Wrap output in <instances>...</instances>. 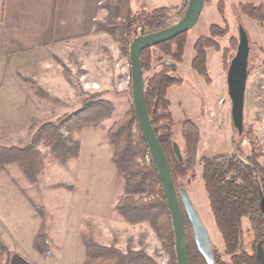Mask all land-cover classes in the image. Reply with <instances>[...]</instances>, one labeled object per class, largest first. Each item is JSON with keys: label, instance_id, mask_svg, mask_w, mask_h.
<instances>
[{"label": "rangeland", "instance_id": "1", "mask_svg": "<svg viewBox=\"0 0 264 264\" xmlns=\"http://www.w3.org/2000/svg\"><path fill=\"white\" fill-rule=\"evenodd\" d=\"M232 1L233 5L230 7L233 6L234 12V6L237 5L235 0ZM241 3H254L253 5L260 6L264 5V0H242ZM163 4L162 0H132V7L136 13L151 12L155 5ZM187 8L188 4L185 2L183 7L177 9L180 14L185 15ZM171 14L175 15L176 11H171ZM241 16L239 21L235 16L237 24L234 27H231L227 21L229 33L216 39L220 49L210 48L222 55L224 76L222 86L216 82L219 79L218 70L215 71V62H212L213 72H209L211 84H206L201 78L204 80L202 84L210 88L208 93L201 91L204 88L199 87L193 76L195 71L191 67L189 68L192 72L190 76L185 70L181 78L177 76L180 66H190L188 47H185V55L178 71L171 74L175 78L184 80L182 86L171 87L170 101L168 100L171 102L170 106L172 105L170 111L175 116V118L172 116L175 124L173 140L181 156L184 155L181 125L190 120L202 130L206 148V150L203 148L204 155L210 156L209 153L222 155L232 150L245 159L254 149L247 135L251 133L256 142L255 146L261 154L260 161L264 166V140L260 131V88L264 79V25L251 21L245 15H243L245 21H242ZM173 21L175 25L181 19L175 18ZM239 25L245 28L250 41L246 95L248 111L246 118L243 116L242 130L238 129L232 121L231 100L226 82L227 71L224 70L223 64L224 51L230 49L231 39H239ZM219 26L225 28L224 23ZM210 28L208 34L203 36H210ZM145 33L142 28L134 32L136 38L145 36ZM222 40L226 46L220 44ZM151 53V67L144 74L146 81L163 70L164 62L173 61L171 57L156 48H152ZM18 76L28 90L25 122L11 121L18 110H14L15 112L12 110L10 103L12 96L6 93L0 94L1 146L22 147L28 144L41 125L56 122L66 115L76 113L88 95L100 94L102 99L114 105L115 112L110 119L97 128L87 127L73 131L74 140L81 146L80 153L77 158L71 159L64 165L58 162L49 149L40 146L45 156V169L35 184H31L15 165L0 168V227L8 226L12 229L11 227L15 225L30 226L29 215L27 216L30 213V207L21 205L24 202L29 203L22 195L24 190H21L22 193L19 190L16 191L15 186L18 184L22 189H26L33 201L34 209L43 211L44 219L41 218V220L46 222V215V219L49 218L52 222L51 225L56 227V232L52 229L55 232L53 233L55 242L63 238L66 231L70 230V226H76V239L78 238L83 244V258L85 257L84 242L90 241L101 246L116 247L124 254L129 249L133 251L144 249L158 264H170L169 255L162 248L148 223L127 224L115 211V205L124 195V178L117 176L111 162L113 147L109 142L107 130L115 121L123 117L133 104L130 58L122 54L119 45L110 36L96 32V35L92 37L73 42L71 47L61 46V48L36 53L33 55L31 68L23 70ZM211 88H214L213 91ZM6 123L9 126L5 125ZM207 141L210 144L207 145ZM234 141L241 143V152H237ZM179 184L187 191L209 234L212 245L224 250L222 237L216 228L209 207L201 170H197L194 175L188 174L181 178ZM35 213L38 215L37 211ZM15 215L19 218L18 223L11 221V217ZM44 225L46 228L47 224L44 223ZM243 227L244 249L251 253L254 234L249 221L245 220ZM8 231H10V235L6 236L8 241L16 242L19 247L25 245L28 237L26 234ZM79 232L80 236L77 237ZM47 243L49 246L48 239ZM226 259L229 260L228 257Z\"/></svg>", "mask_w": 264, "mask_h": 264}, {"label": "trees", "instance_id": "2", "mask_svg": "<svg viewBox=\"0 0 264 264\" xmlns=\"http://www.w3.org/2000/svg\"><path fill=\"white\" fill-rule=\"evenodd\" d=\"M185 2L188 4V0ZM99 9L104 11L106 16L104 20L95 22V32L110 36L119 45L122 54L128 58H130L131 45L136 38L134 34L136 29H144L146 35L155 34L171 28L174 26L175 18L182 20L186 15V13L180 14L177 8H159L151 12L136 13L132 7V0H103ZM217 10L225 28L212 25L210 36H202L196 41L195 57L192 62V69L208 85L211 84V77L206 51L210 48L219 50L216 39L229 33L223 1L218 3ZM171 11H176V14L172 15ZM234 12L238 21L241 15H245L251 21L264 25V5L240 4L234 6ZM186 40L187 33L155 47L173 61L164 62L160 73L147 81L144 79V100L153 130L167 158L171 179L180 200L187 239L188 264H209L196 246L192 226L180 198L182 188L179 181L188 174L194 175L200 167H202V181L209 207L224 244L222 253L212 245L210 264H257L255 258L257 245L264 250V216L261 206L264 199V166L260 162L261 154L255 146L256 142L251 133L247 135L254 149L245 159L237 154L200 158L201 130L194 122L187 120L181 125L184 151L181 161L174 150L175 124L167 93L171 87L183 85V80L171 74L178 71L183 61ZM238 44L239 39L232 38L230 49L224 51L225 71H228L236 55ZM151 56V48L144 50L140 55L143 74L151 67ZM114 112V105L102 99L100 94L88 95L76 113L66 115L56 122L41 125L28 144L22 147L0 145V168L15 165L31 184H35L45 169V156L40 146L49 149L58 162L64 165L71 159L77 158L80 153L81 146L74 140L73 131L87 127L97 128L110 119ZM107 136L113 147L111 162L117 176L124 178V195L115 205L116 213L130 225L148 223L162 248L169 255L170 264H177L171 213L133 104L127 113L107 130ZM234 144L237 152H241V143L234 141ZM36 211L44 219L43 211L41 209ZM244 220L249 221L254 234L251 253L244 249ZM47 239V227L45 228L43 222L34 238L33 246L44 255H50ZM84 246V264H158L144 249L139 251L129 249L124 254L116 247L101 246L90 241H85ZM9 255V249L0 237V258ZM0 264L8 263L6 260Z\"/></svg>", "mask_w": 264, "mask_h": 264}, {"label": "crops", "instance_id": "3", "mask_svg": "<svg viewBox=\"0 0 264 264\" xmlns=\"http://www.w3.org/2000/svg\"><path fill=\"white\" fill-rule=\"evenodd\" d=\"M206 1L198 23L188 32L186 47L190 50V66H180L179 72L176 73L179 77L183 76V70L188 73V76L192 73L189 69L190 67L192 69V62L195 57V51L192 50V48L194 49L198 38L208 34L209 28L212 25L223 24V19L217 10L219 1H223L225 4V18L229 25L234 27L237 24L232 9L233 6L230 7L233 5L232 0ZM102 2L103 0H0V94L6 93L12 96L10 99L12 110H18V112L14 113L12 116L11 121L25 122L24 120L27 110L28 90L26 84L20 80L18 74L20 75L23 70L26 71L27 68H31L33 55L36 53L44 50L61 48V46L71 47V44L75 41L84 40L96 35L95 22L104 20L106 16L105 12L99 9ZM162 2L164 3L163 5H155L153 10L159 8L179 9L185 4V0H162ZM241 2L242 0H235L237 6L240 4H254ZM244 17L245 16L243 15L241 16L242 21H245ZM220 44L226 46V43L223 40ZM212 59L215 60L212 61ZM212 62H215L216 64L215 71L218 70L219 80L216 82L222 86L224 83L222 55L220 52L209 49L207 51V65L209 72H213L214 70ZM193 76L199 84V87L204 88L201 91H206V93H208L210 88H207L202 84L204 81L201 79L202 77H198L199 75L195 72L193 73ZM247 85L248 79L245 83L244 93L245 118L248 111L246 105ZM170 89L167 94L168 100ZM213 89L214 88H211V91H213ZM171 106L170 109L172 108ZM172 116L175 118L173 113ZM5 125L8 124L6 123ZM208 144H210V142H208L207 145ZM212 144H214V142ZM203 148L206 150L202 134V141L199 149L200 158L217 156V154L212 153H209L210 156L204 155ZM226 154L233 155L235 153L231 150ZM198 170H202V167ZM17 186H15L16 191L19 190L20 193H22L21 190H24L25 192L22 193V195L25 198V201L29 203L25 204L24 202V204H22L20 202L21 205H27L30 207V213L27 214V216L29 215L28 220L30 226L15 225L11 227L12 229L8 226L0 227V237L10 252V255L6 258L5 256L0 258V262L7 260L8 264H84L85 257L83 258V244H81L78 238L76 239V226H70V230L66 231L63 238L55 242L53 240V233L56 232V227L51 225L52 222L49 218L46 219V215V222L44 223L47 224L48 228L47 234L50 255L41 254L34 248L33 241L40 231L43 221L41 220V217L35 213L36 210L32 205L33 201L31 197L28 196L26 189ZM18 219L19 218L16 217V215L11 217V221L14 223H18ZM52 229L55 232L52 231ZM8 230L17 232L18 234L21 232L26 234L28 237L25 245L19 247L16 245V242L8 241L6 237L7 235H10V231ZM78 236H80V232L77 234V237ZM216 248L221 253L224 252V250L219 249L218 247Z\"/></svg>", "mask_w": 264, "mask_h": 264}, {"label": "water", "instance_id": "4", "mask_svg": "<svg viewBox=\"0 0 264 264\" xmlns=\"http://www.w3.org/2000/svg\"><path fill=\"white\" fill-rule=\"evenodd\" d=\"M205 2L206 0H188L186 15L180 22L162 32L136 38L130 48L133 105L141 131L149 146L150 156L159 173L171 213L175 233L177 264H188L185 226L180 200L171 179L167 158L156 137L146 110L144 100L145 81L140 66V55L146 49L155 48L156 46L171 41L179 35L188 33L193 29L200 19ZM249 52V37L245 28L240 25L238 49L226 73L228 95L231 100L232 121L238 129H241L243 126L245 105L244 93L245 83L248 78ZM174 150L176 156L181 161L182 156L177 145H174ZM180 198L192 226L196 246L201 256L210 264L212 262V243L209 234L185 189L180 190ZM261 206L264 216V199ZM255 258L257 264H264V250L260 245H257L256 247Z\"/></svg>", "mask_w": 264, "mask_h": 264}, {"label": "built area", "instance_id": "5", "mask_svg": "<svg viewBox=\"0 0 264 264\" xmlns=\"http://www.w3.org/2000/svg\"><path fill=\"white\" fill-rule=\"evenodd\" d=\"M260 93H261V108H260V123H261V135L262 138L264 140V79L263 82L261 84V88H260Z\"/></svg>", "mask_w": 264, "mask_h": 264}]
</instances>
